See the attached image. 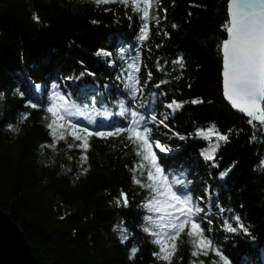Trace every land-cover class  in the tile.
I'll return each instance as SVG.
<instances>
[{
    "label": "trees",
    "instance_id": "obj_1",
    "mask_svg": "<svg viewBox=\"0 0 264 264\" xmlns=\"http://www.w3.org/2000/svg\"><path fill=\"white\" fill-rule=\"evenodd\" d=\"M227 3L0 0V207L38 264H264V99H224Z\"/></svg>",
    "mask_w": 264,
    "mask_h": 264
},
{
    "label": "water",
    "instance_id": "obj_2",
    "mask_svg": "<svg viewBox=\"0 0 264 264\" xmlns=\"http://www.w3.org/2000/svg\"><path fill=\"white\" fill-rule=\"evenodd\" d=\"M222 42L224 99L246 113L263 112L264 0H228ZM0 264H38L20 226L0 207Z\"/></svg>",
    "mask_w": 264,
    "mask_h": 264
},
{
    "label": "rangeland",
    "instance_id": "obj_3",
    "mask_svg": "<svg viewBox=\"0 0 264 264\" xmlns=\"http://www.w3.org/2000/svg\"><path fill=\"white\" fill-rule=\"evenodd\" d=\"M37 88L39 92L41 91L42 86L38 85ZM51 107L56 115H58L59 117H64V115L70 111L72 105L71 103L64 101L61 96L54 95L51 97ZM154 146L158 151L162 153H169V150L163 145L154 143ZM163 191L166 196H171V199L168 200L164 197L158 198L155 202V208H157V210H159L164 215L170 217L174 221V224H179L180 220H182L185 214L184 205L189 203L188 195L183 194V188H180V192H178L169 183L164 184ZM202 201H207L204 192Z\"/></svg>",
    "mask_w": 264,
    "mask_h": 264
}]
</instances>
